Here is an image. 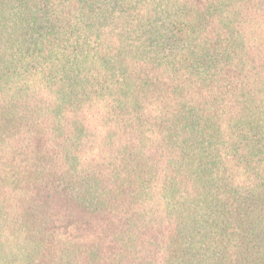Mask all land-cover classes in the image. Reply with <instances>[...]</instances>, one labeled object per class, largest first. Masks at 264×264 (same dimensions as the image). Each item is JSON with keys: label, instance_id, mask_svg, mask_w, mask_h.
Returning a JSON list of instances; mask_svg holds the SVG:
<instances>
[{"label": "trees", "instance_id": "obj_1", "mask_svg": "<svg viewBox=\"0 0 264 264\" xmlns=\"http://www.w3.org/2000/svg\"><path fill=\"white\" fill-rule=\"evenodd\" d=\"M0 264H264V0H0Z\"/></svg>", "mask_w": 264, "mask_h": 264}]
</instances>
